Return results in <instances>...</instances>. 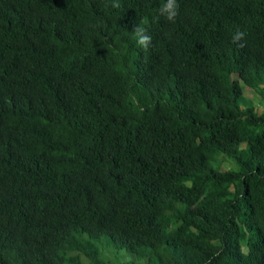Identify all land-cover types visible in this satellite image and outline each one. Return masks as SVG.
Instances as JSON below:
<instances>
[{"label": "trees", "instance_id": "16d2710c", "mask_svg": "<svg viewBox=\"0 0 264 264\" xmlns=\"http://www.w3.org/2000/svg\"><path fill=\"white\" fill-rule=\"evenodd\" d=\"M165 2L0 0V264H264V0Z\"/></svg>", "mask_w": 264, "mask_h": 264}, {"label": "clouds", "instance_id": "9594fccd", "mask_svg": "<svg viewBox=\"0 0 264 264\" xmlns=\"http://www.w3.org/2000/svg\"><path fill=\"white\" fill-rule=\"evenodd\" d=\"M113 7H119V4L114 3L112 5ZM160 15H162L166 21L170 23H175L176 19L179 15V4L177 0H166L165 3L161 4L160 6ZM134 37L136 39V43L145 51L147 52L149 47L152 45V36L147 33V29L145 27L140 26L139 24H136L132 30ZM245 32L243 31H236L232 36V42L236 43L238 47L243 48L245 46ZM228 250L227 253V259L230 260V263L238 264L239 256H237V260L233 261V258H235L236 255H238L240 252L244 253L243 255L245 257H241L243 261H245L244 264H251L252 261H250V255L248 257V246L246 243H240L238 246V249H235V247H227Z\"/></svg>", "mask_w": 264, "mask_h": 264}, {"label": "rangeland", "instance_id": "374dc122", "mask_svg": "<svg viewBox=\"0 0 264 264\" xmlns=\"http://www.w3.org/2000/svg\"><path fill=\"white\" fill-rule=\"evenodd\" d=\"M246 95H250L249 93H246ZM250 99L253 101V103L254 102H257L256 100H257V96L256 95H251V97H250ZM258 109H262V108H264V105H258V106H256Z\"/></svg>", "mask_w": 264, "mask_h": 264}]
</instances>
